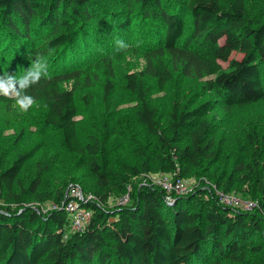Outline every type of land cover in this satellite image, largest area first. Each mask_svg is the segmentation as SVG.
<instances>
[{
  "label": "trees",
  "instance_id": "1",
  "mask_svg": "<svg viewBox=\"0 0 264 264\" xmlns=\"http://www.w3.org/2000/svg\"><path fill=\"white\" fill-rule=\"evenodd\" d=\"M133 1L150 20L146 29L153 41L144 69L126 75L136 103L124 114L123 129L107 115L98 134L83 142L75 93L63 86L64 78L109 45L104 30L91 22L95 11L113 22L116 16L100 0H0V75L9 66L30 67L37 54L47 59L51 79L28 89L36 99L30 109L38 102L46 106L45 123L60 131L83 168L71 184L94 196L86 204L93 211L90 221L72 231L63 208L69 185L39 188L41 171L28 186L19 183L42 142L19 152L6 168L0 163V264H264V147L257 133L250 134V161L237 162L227 174L218 164L223 146L215 134L219 106L264 99V20L249 14L246 0H187L189 25L181 11L171 10L172 0ZM121 12L116 28L125 40L134 10ZM234 52L242 57L231 59ZM175 72L210 78L199 94L175 98L163 120L149 102L146 79L164 91ZM104 76L109 96L110 68ZM209 91L216 97L200 101ZM0 102L15 103L3 96ZM240 172L250 199L257 201L252 210L220 202L208 185L212 180L216 191L230 193L239 187ZM163 173L194 178L196 184L169 201L161 186L147 181L129 203L110 205L131 178ZM46 202H52L48 210L41 207Z\"/></svg>",
  "mask_w": 264,
  "mask_h": 264
},
{
  "label": "rangeland",
  "instance_id": "2",
  "mask_svg": "<svg viewBox=\"0 0 264 264\" xmlns=\"http://www.w3.org/2000/svg\"><path fill=\"white\" fill-rule=\"evenodd\" d=\"M109 11L107 13L116 16L118 22L121 11L132 8V25L129 28L128 39L124 41L132 45L126 51L117 52L116 40L119 30L117 22L110 21L105 13L95 11L91 22L97 29L104 30L107 36L108 47H101L95 50V53L79 66L70 71L68 77L64 78L63 86L72 89L75 93L78 115L77 129L83 142L91 139L92 135L98 134V131L105 121L107 115L112 116V122L123 129L124 114L128 108L136 103L135 96L126 87V75L130 72H137L146 66L148 55L152 54V37H150L146 26L149 28L148 19H145L138 10L139 4L133 0H100ZM249 14L260 17L264 20V0H246ZM171 10L173 12L181 11L189 25V10L187 0H172ZM114 43H110V39ZM123 40V39H122ZM139 42V47L136 44ZM114 46V47H112ZM3 44L0 45V50ZM242 54L234 52L231 59H240ZM6 58V57H5ZM229 61L222 62L224 69H229ZM23 69L9 66L2 73L23 74ZM110 68L112 71L113 90L109 96L105 95V76L104 70ZM210 76L203 78L183 77L179 72L174 73V80L169 83L166 90L160 91L156 81L147 78V85L150 87L149 102L156 107L160 115L165 118L164 111L172 106L175 98H189L193 93L199 94L202 85ZM199 91V92H198ZM201 95V93H200ZM216 94L209 91L203 94L200 101L209 98H215ZM46 106L38 102L32 109L22 112L12 104L0 102V163L3 168L8 167L15 159L16 155L33 145L42 142V148L34 158L27 161L20 172V182L28 186L37 176L38 172L44 173L42 183L39 188L46 185L52 189H59L68 186L74 180V177L83 171L81 165H78L73 154L66 147L62 135L58 129L45 123ZM257 133L260 139V145L264 147V99L244 105H234L231 108L219 106L215 114V134L217 143L221 142L223 146L222 158L219 161L221 171L230 173L237 162L250 161L249 154L255 149L251 145L249 135ZM122 134V133H121ZM241 171V170H238ZM170 175L167 173L161 176ZM242 173L236 174V179L240 181L239 187L230 192V196L238 202L234 207L245 208V203L252 200L251 195L247 193L249 187L243 184ZM216 191L217 186L214 181H209ZM144 183L141 177L131 178L127 191L119 196H114L110 200V205L119 204L121 197L132 194L136 188ZM196 181L193 183V186ZM19 189V184H16ZM229 196V194H227ZM35 206V204H31ZM229 206V203H228ZM231 206V205H230ZM44 210L52 207V202H46L41 206ZM198 205L195 206L197 208ZM207 264H213L210 261Z\"/></svg>",
  "mask_w": 264,
  "mask_h": 264
},
{
  "label": "built area",
  "instance_id": "3",
  "mask_svg": "<svg viewBox=\"0 0 264 264\" xmlns=\"http://www.w3.org/2000/svg\"><path fill=\"white\" fill-rule=\"evenodd\" d=\"M152 184L161 186L167 193L166 199L172 201L174 195H186L193 190V183L196 181L194 178H182L174 174L161 176V174L147 175L146 180ZM229 194V196L227 195ZM94 199L91 193H87L83 190L80 184H70L67 190V198L64 202L63 208L70 217L71 224L70 229L72 231H79L90 221L93 211L87 208L86 204ZM218 199L220 202L234 206L238 202L235 198L230 196V193L218 191ZM130 196L126 195L119 200L120 205L129 203ZM256 200H248L245 203L246 210H252L256 207Z\"/></svg>",
  "mask_w": 264,
  "mask_h": 264
},
{
  "label": "clouds",
  "instance_id": "4",
  "mask_svg": "<svg viewBox=\"0 0 264 264\" xmlns=\"http://www.w3.org/2000/svg\"><path fill=\"white\" fill-rule=\"evenodd\" d=\"M116 51H126L132 47L122 39L116 40ZM139 42L136 47H139ZM42 79H51L49 64L45 57L37 54L31 59L30 67L23 74L17 75L6 72L0 75V96L12 99L22 112H27L35 103L36 99L28 94V89L38 84Z\"/></svg>",
  "mask_w": 264,
  "mask_h": 264
}]
</instances>
